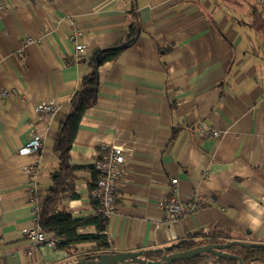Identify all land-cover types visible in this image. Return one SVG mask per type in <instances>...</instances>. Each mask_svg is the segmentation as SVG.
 Instances as JSON below:
<instances>
[{
	"label": "crops",
	"instance_id": "crops-1",
	"mask_svg": "<svg viewBox=\"0 0 264 264\" xmlns=\"http://www.w3.org/2000/svg\"><path fill=\"white\" fill-rule=\"evenodd\" d=\"M0 8V264H68L94 247L81 243L70 254L26 237L32 213L24 168L38 163L36 183L45 192L70 96L90 71L93 51L118 42L132 14L140 30L116 60L98 67L96 102L70 149L76 165L93 164L100 144L123 151L124 171L107 216L111 250L162 249L199 230L264 242V11L258 0H0ZM45 100L59 106L47 120L35 112ZM200 123L218 136H201ZM34 130L42 147L19 155ZM76 176L79 197L66 206L85 217L94 212L91 172ZM171 178L182 202L190 195L198 203L176 221L159 206Z\"/></svg>",
	"mask_w": 264,
	"mask_h": 264
},
{
	"label": "trees",
	"instance_id": "trees-1",
	"mask_svg": "<svg viewBox=\"0 0 264 264\" xmlns=\"http://www.w3.org/2000/svg\"><path fill=\"white\" fill-rule=\"evenodd\" d=\"M135 14L127 24L126 30L118 42L110 46L95 49L88 60L91 67L90 71L80 78L76 89L70 96L67 104V111L61 121L53 144V153L57 160V167L50 173V185L43 196L41 210L39 212V225L48 235L56 238L55 247L66 250L72 254L77 251V245L81 243H93L94 247L90 250L78 252L75 260L80 257H94L100 253H114L106 232L107 216L97 210V205L91 202L94 212L85 217L73 216L68 210L66 203L68 200L79 197L76 192V174L82 169L91 172V189L97 179V171L94 163L90 165H76L70 160V149L76 135L80 120L84 112L93 106L97 99L99 84L98 67L106 62L114 61L119 54L133 42L139 32ZM124 44L125 47H120ZM100 157L98 154L96 160ZM95 160V161H96ZM93 227V232H81V229ZM229 237L225 236L220 230L197 231L187 233L182 239L171 243V251H181L206 243L223 242ZM224 251L239 255L243 264L264 263V247L244 248L232 245ZM143 258L158 259L164 251L152 249L143 251ZM211 261V262H210ZM171 264H237V260L228 257H218L210 253H202L198 256Z\"/></svg>",
	"mask_w": 264,
	"mask_h": 264
},
{
	"label": "built area",
	"instance_id": "built-area-1",
	"mask_svg": "<svg viewBox=\"0 0 264 264\" xmlns=\"http://www.w3.org/2000/svg\"><path fill=\"white\" fill-rule=\"evenodd\" d=\"M261 9L264 11V0H258ZM1 9V8H0ZM79 34V30H74L70 39H75ZM31 38H27L26 42H30ZM75 51L78 54L83 53L82 44L75 45ZM6 92L3 91L4 95ZM59 106L52 100H45L35 105V112L43 119L51 118L57 111ZM199 133L203 137H216L218 131L207 127L203 123L199 124ZM42 147V138L39 132L32 131L30 139L24 145L17 149V153L22 156H31L39 152ZM100 157L94 162L97 171V179L93 187L89 190V199L97 205V210L110 215L114 210L116 200L117 182L122 176L125 166V157L121 147L116 145H99ZM30 180L28 184V201L31 205L32 221L24 230V234L33 244H41L48 247L55 245L56 238L46 234L39 225V212L43 196H41L40 188L37 186L36 178L39 172V165L36 161H32L24 168ZM177 178L170 179L169 193L166 198L159 202V206L164 210L169 220L176 221L186 213L194 210L197 206L196 196H187L186 201L182 202L176 195Z\"/></svg>",
	"mask_w": 264,
	"mask_h": 264
},
{
	"label": "water",
	"instance_id": "water-1",
	"mask_svg": "<svg viewBox=\"0 0 264 264\" xmlns=\"http://www.w3.org/2000/svg\"><path fill=\"white\" fill-rule=\"evenodd\" d=\"M120 47H125V45L122 44ZM232 245H238L244 248L264 247V242L227 239L223 242L201 244L181 251H171L170 246H167L160 249L161 251H164V253L158 259L143 258V251L100 253L92 258L80 257L68 264H171L175 261L190 259L202 253H210L218 257L233 258L237 260V264H243V260L239 255L230 254L224 251V249Z\"/></svg>",
	"mask_w": 264,
	"mask_h": 264
},
{
	"label": "rangeland",
	"instance_id": "rangeland-1",
	"mask_svg": "<svg viewBox=\"0 0 264 264\" xmlns=\"http://www.w3.org/2000/svg\"><path fill=\"white\" fill-rule=\"evenodd\" d=\"M213 255V254H212ZM215 256V255H214ZM211 262V261H210Z\"/></svg>",
	"mask_w": 264,
	"mask_h": 264
}]
</instances>
